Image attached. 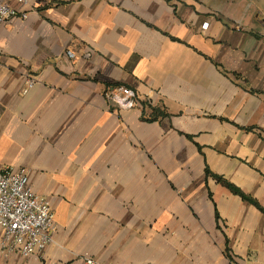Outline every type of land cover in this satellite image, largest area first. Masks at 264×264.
Listing matches in <instances>:
<instances>
[{"label": "crops", "instance_id": "obj_1", "mask_svg": "<svg viewBox=\"0 0 264 264\" xmlns=\"http://www.w3.org/2000/svg\"><path fill=\"white\" fill-rule=\"evenodd\" d=\"M21 8L0 24V164L57 228L0 264H264V0Z\"/></svg>", "mask_w": 264, "mask_h": 264}, {"label": "built area", "instance_id": "obj_2", "mask_svg": "<svg viewBox=\"0 0 264 264\" xmlns=\"http://www.w3.org/2000/svg\"><path fill=\"white\" fill-rule=\"evenodd\" d=\"M17 2L19 5L13 6L7 0H0V24L28 18V12L21 7L28 5L30 0ZM204 26L207 27L208 23ZM67 54L75 56L72 51ZM35 83V78H28L25 92ZM107 97L120 107L130 108L138 104L136 93L129 87L114 88ZM56 228L52 204L31 188L28 170L0 164V248L24 257L40 255L52 243ZM84 264H97V261L87 257Z\"/></svg>", "mask_w": 264, "mask_h": 264}, {"label": "trees", "instance_id": "obj_3", "mask_svg": "<svg viewBox=\"0 0 264 264\" xmlns=\"http://www.w3.org/2000/svg\"><path fill=\"white\" fill-rule=\"evenodd\" d=\"M220 179H222V178L220 177ZM228 185L230 186V188H231L233 191H235L236 193L241 194V195L243 196V198H245V199H247V200H250V201H252L253 203H256L257 206H259V205L257 204V202H255L254 200L250 199L247 195H245L244 193H242L237 187H235V186L232 185V184H228Z\"/></svg>", "mask_w": 264, "mask_h": 264}]
</instances>
